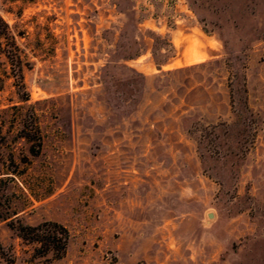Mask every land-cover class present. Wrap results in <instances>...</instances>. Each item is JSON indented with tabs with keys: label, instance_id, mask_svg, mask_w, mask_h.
Segmentation results:
<instances>
[{
	"label": "rangeland",
	"instance_id": "rangeland-1",
	"mask_svg": "<svg viewBox=\"0 0 264 264\" xmlns=\"http://www.w3.org/2000/svg\"><path fill=\"white\" fill-rule=\"evenodd\" d=\"M0 18L24 68L0 54V264H264V0H0ZM48 223L62 258L16 231Z\"/></svg>",
	"mask_w": 264,
	"mask_h": 264
},
{
	"label": "trees",
	"instance_id": "trees-1",
	"mask_svg": "<svg viewBox=\"0 0 264 264\" xmlns=\"http://www.w3.org/2000/svg\"><path fill=\"white\" fill-rule=\"evenodd\" d=\"M3 26L5 31L0 30V54H4L8 59L10 65L12 66V71L23 81V65L21 56L17 53L19 46L17 44V36L12 35L8 32V25L0 18V27ZM6 46L11 45L12 50L4 48L5 42ZM11 43V44H10ZM30 98L26 96L22 101L28 102ZM38 131V129H37ZM31 140V138H29ZM18 236L27 242H31L37 245L36 250L41 252L42 255H47L52 253L56 258H62L67 251L70 234L69 231L62 225L58 223H48L37 227L31 226H20L16 229Z\"/></svg>",
	"mask_w": 264,
	"mask_h": 264
},
{
	"label": "water",
	"instance_id": "water-1",
	"mask_svg": "<svg viewBox=\"0 0 264 264\" xmlns=\"http://www.w3.org/2000/svg\"><path fill=\"white\" fill-rule=\"evenodd\" d=\"M210 218H213V215L212 214L210 215Z\"/></svg>",
	"mask_w": 264,
	"mask_h": 264
}]
</instances>
